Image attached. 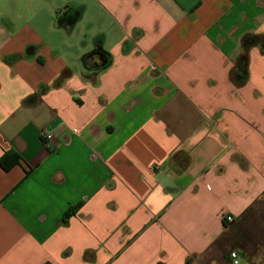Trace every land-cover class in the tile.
<instances>
[{
	"label": "crops",
	"instance_id": "0c3cea01",
	"mask_svg": "<svg viewBox=\"0 0 264 264\" xmlns=\"http://www.w3.org/2000/svg\"><path fill=\"white\" fill-rule=\"evenodd\" d=\"M251 34L264 0H0V264H264Z\"/></svg>",
	"mask_w": 264,
	"mask_h": 264
},
{
	"label": "trees",
	"instance_id": "16d2710c",
	"mask_svg": "<svg viewBox=\"0 0 264 264\" xmlns=\"http://www.w3.org/2000/svg\"><path fill=\"white\" fill-rule=\"evenodd\" d=\"M242 44L245 49H250L252 47L259 46V45L264 48L263 38L260 35H255V34L246 35L243 38ZM247 64H248V58L246 55H243L238 61L237 67H236L235 80L239 84L244 83L247 79ZM6 159H7L6 155H4L0 159V166L5 171H8L10 167L12 166V163L8 162L7 161L8 159L7 160ZM66 217H68V214L65 215V218H64L65 220H66Z\"/></svg>",
	"mask_w": 264,
	"mask_h": 264
},
{
	"label": "water",
	"instance_id": "95a60500",
	"mask_svg": "<svg viewBox=\"0 0 264 264\" xmlns=\"http://www.w3.org/2000/svg\"><path fill=\"white\" fill-rule=\"evenodd\" d=\"M104 56H107V54L103 51L101 47H97L92 53L88 54L86 57L83 59V64L86 70L91 69V64L93 60L95 59H101V64L103 67L107 65V59L106 61L102 59ZM95 65H98L96 62Z\"/></svg>",
	"mask_w": 264,
	"mask_h": 264
},
{
	"label": "built area",
	"instance_id": "2783aa9c",
	"mask_svg": "<svg viewBox=\"0 0 264 264\" xmlns=\"http://www.w3.org/2000/svg\"><path fill=\"white\" fill-rule=\"evenodd\" d=\"M41 139H42L44 144H47L48 142H50L53 139V135L51 133H48L47 131H42L41 132ZM227 221L228 222H232L233 218L232 217H227ZM231 257H232L233 260H236L237 254L236 253H232Z\"/></svg>",
	"mask_w": 264,
	"mask_h": 264
}]
</instances>
